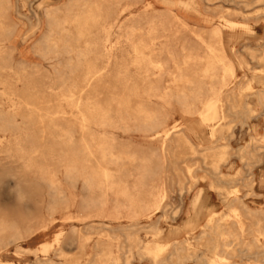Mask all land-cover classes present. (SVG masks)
<instances>
[{
  "label": "rangeland",
  "instance_id": "1",
  "mask_svg": "<svg viewBox=\"0 0 264 264\" xmlns=\"http://www.w3.org/2000/svg\"><path fill=\"white\" fill-rule=\"evenodd\" d=\"M70 1L9 0L8 5L4 0H0V81H3L0 84L1 103L5 104L7 101L9 104L5 105L9 106L10 96L18 102L21 96L27 98L29 91L35 90L47 104L53 107L58 104L57 93L64 83L63 80L73 77L67 64L68 58L74 54L47 53L48 47L42 42L49 34L46 11L58 10V15L62 16ZM111 2L114 7L113 14L125 9L110 36L113 45L120 42L111 53L112 70L127 71L131 82L138 85L142 84V77L133 65L134 53L126 41L128 26L132 24L130 19L138 20L143 15V19L135 24L147 28V17L160 14L176 33L173 37L178 45L186 43L193 48L196 46L195 49H198L200 54L205 52L201 38L210 40L211 29L215 26L221 27L226 55L236 67V76L224 89V94L232 91L235 93L234 99L227 102V105L238 106L236 113H229L225 120L213 123L212 125L215 124V128L221 129V132L211 135V127L196 128L194 123L197 124L198 116L185 115L178 102L174 101L172 106L168 107L171 126L177 123L181 128L194 126L195 129L194 134H188L198 152L192 154L186 150L188 155L175 161L186 183H191L188 167L192 168L199 182L191 193L185 191L182 195L176 183L178 177L172 168L171 162L174 158L167 155V160L165 159L163 151L160 150V142L146 138L139 120L131 116H116L113 123L99 129L101 133L114 135L119 145L131 150L155 149L157 164L161 165L164 158V171L174 179L168 184L170 195L163 210L149 217L132 220L124 215L121 218L110 217L115 201L111 193L106 196L107 205L103 211L97 210L95 206L89 208L91 211L88 209L86 202L93 196L92 192L83 184L82 179L73 183L66 178L63 155L68 148L59 138L61 133L58 127L64 129L69 127V124L60 120L57 122V128H53L46 121L42 122L40 115L30 114V110L23 106L21 111L24 115L16 117V125L14 124L12 131L0 133V219L18 223L21 231L18 233L11 230L0 234V264H94L103 248L98 246L97 242L108 240V235L113 238L112 248L115 255L123 256L128 248H133L132 256L135 257L131 259L130 264H152L151 259L143 258L139 251L147 243L157 240L151 228L153 226L161 229V242L172 243L188 239L191 250L196 248L201 255L210 256L207 248L197 239L201 230L188 233L184 229L188 216L192 214L191 205L199 189H203L201 205L205 212L199 219L200 225L206 224L208 211L212 210L217 218L226 217L231 213L227 200L232 196L226 193L219 196L218 189L211 187L215 179L205 171L203 153L206 147H216L218 152L227 151V160L221 165V171L226 174L225 179L233 181L225 180L221 185L229 191L236 188L237 195L251 210L264 209V103L256 95L264 90V0H120L118 6L117 0H109V3ZM220 17L237 25L235 28L226 26ZM94 35L98 40L103 38L99 29L94 30ZM92 55L97 54L93 52ZM170 80V77L165 76L161 85H168ZM206 83H210V80ZM7 88H11L15 95L9 96ZM209 88L210 85L206 84L205 93L208 95ZM61 104L68 112L66 118L70 117L71 108L65 103ZM150 105L159 108L162 102L154 100ZM198 107L201 108L202 105L198 103ZM247 110H250L248 114H242ZM78 136V132L74 133L75 142L78 141ZM246 148L254 155L241 159L238 153ZM207 161H211V158ZM45 172L54 177V187L48 186L50 182L47 181ZM55 188L70 197L68 203L56 198ZM245 222L249 225L252 220L245 219ZM129 234H135L141 245L132 247ZM58 235H61L60 242L57 241ZM245 238L247 241L251 239L248 235ZM44 246L48 247L47 251ZM231 262L256 264V259L255 256L234 257ZM120 263L126 264L123 259ZM110 264H113L112 261ZM188 264L198 263L188 260Z\"/></svg>",
  "mask_w": 264,
  "mask_h": 264
},
{
  "label": "bare ground",
  "instance_id": "2",
  "mask_svg": "<svg viewBox=\"0 0 264 264\" xmlns=\"http://www.w3.org/2000/svg\"><path fill=\"white\" fill-rule=\"evenodd\" d=\"M8 1L4 0V3ZM118 5L120 0L116 2V6ZM113 8L109 0H71L62 16L58 15V10L46 11L49 34L45 36L42 44L47 45L46 52L50 54H74L68 58L67 64L72 70L73 77L63 80L64 83L57 93L59 101L54 107L47 104V101L35 90L29 91V95L25 94L27 98L21 96L17 102L15 98H10V95H15L14 91L7 88L11 105H5L9 104L6 103L7 101L5 104L0 102V133L12 131L16 117L24 115L21 111L23 106L30 110V114L40 115L42 122L46 121L53 128H57L58 121L65 120L69 127L64 129L58 127V130L61 133L59 138L68 148L63 155L66 178L73 183L82 179L83 184L92 192L93 196L86 202L88 209L95 206L97 210L103 211L107 205L106 196L111 193L115 201L110 217L121 218L124 215L136 220L149 217L165 207L170 195L168 184L174 180L171 179L172 175L164 171L163 163L167 160V155L174 158L171 163L174 174L178 177L176 183L181 195L185 191L191 193L199 182L192 168L188 167L191 183H186L175 161L185 158L188 155L186 150L192 154L198 152L188 134V132L194 134V126L187 129L179 127L177 123L171 126L169 124L171 113L168 107L176 101L183 108L185 115L198 116L197 124L194 123L197 125L196 128L211 127V135L221 132V129H216L215 124H212L225 120L229 113H236L238 107L234 104L227 105V102L235 97L233 91L224 94V89L236 76V67L226 55L221 27L215 26L211 29L210 40L198 35L205 49L204 54H200V51L195 49L196 46L193 48L186 43L178 45L173 37L176 33L171 30L166 18L164 19L160 14L147 17V28L136 25L135 22L143 19L142 15L138 20L130 19L129 22L132 24L128 26L126 41L134 53L133 65L139 70L143 81L141 85L131 82L127 71L112 70L111 53L120 42L113 45L110 36L125 11L122 9L118 14H113ZM220 18L221 21L224 20L226 26L237 25L224 17ZM178 19L183 21L179 17ZM95 29H99L103 34L101 40L94 35ZM93 52L97 55L93 56ZM165 76L170 77L171 80L168 85L162 86ZM207 80H210V83H206ZM2 83L3 81H0V84ZM206 84L210 85L207 90L209 95L205 93ZM256 95L264 103V90ZM154 100L162 102L161 107H152L150 104ZM61 103L71 108L70 117L66 118L68 112L63 109ZM198 103L202 105L201 108L198 107ZM250 110L242 114H248ZM116 116H131L139 120L140 128L146 133V138L160 142V150L163 151L166 160L163 158L161 165L157 164L155 149L131 150L129 147L119 145L114 135L101 133L99 129L113 123ZM71 125L75 127L72 128ZM76 132L79 134L77 142H75L76 136L74 137ZM0 142H2L1 136ZM204 151L205 171L215 179L211 187L218 189L219 196H224L225 193L232 196L227 200L231 213L226 217L217 218L212 210V212L208 211V220L202 226L199 224V219L205 212L201 205L203 189H199L191 205L192 214L188 216L185 224L183 222L184 229L188 233L201 230L197 239L207 248L210 256L201 255L195 247L191 250L188 239L172 243L161 242L159 236L162 231L157 226L151 227L157 240L153 239L155 241L147 243L139 252L143 258H150L152 264H188V260H195L198 264H234L231 262L234 257L251 256H255L256 264H264V209L251 210L237 195L236 188L229 191L221 185L225 180L233 181L225 179L226 174L221 171V165L227 160V151L218 152L216 147H206ZM253 155L247 148L238 153L241 159ZM208 158H211V161H207ZM45 174L47 181L50 182V185H47L54 187V177L47 172ZM204 179L203 177L202 181ZM54 192L56 198L69 202L70 197L65 196L60 189L55 188ZM249 218L252 222L248 225L245 219ZM11 230L20 233V225L1 218L0 234ZM246 235L251 237L249 241L245 238ZM108 236H106L108 240L97 242V245L103 248L94 264H110V261L113 264H121L122 259L126 264H130L131 259L135 257L132 256L133 248H128L123 256L115 255L112 248L113 238ZM129 236L132 247L141 245L140 239L135 234ZM60 239L61 235H58L57 241L60 242ZM47 248L44 246L45 251Z\"/></svg>",
  "mask_w": 264,
  "mask_h": 264
}]
</instances>
